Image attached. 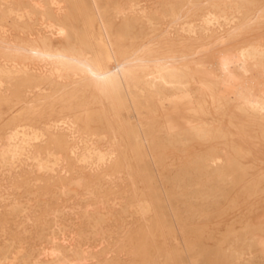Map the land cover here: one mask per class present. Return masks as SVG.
Returning a JSON list of instances; mask_svg holds the SVG:
<instances>
[{
	"label": "bare ground",
	"instance_id": "6f19581e",
	"mask_svg": "<svg viewBox=\"0 0 264 264\" xmlns=\"http://www.w3.org/2000/svg\"><path fill=\"white\" fill-rule=\"evenodd\" d=\"M258 149L264 0H0V264H264Z\"/></svg>",
	"mask_w": 264,
	"mask_h": 264
},
{
	"label": "rangeland",
	"instance_id": "374dc122",
	"mask_svg": "<svg viewBox=\"0 0 264 264\" xmlns=\"http://www.w3.org/2000/svg\"><path fill=\"white\" fill-rule=\"evenodd\" d=\"M144 2H148L149 0H143ZM54 15H56V16H60L61 18H64V17H66V14H65V12L64 11H60V12H57V14H54ZM13 32H12V34H11V37L13 36V35H15V36H13L14 37V40H18L19 39V33L17 32V31H15V30H12ZM16 33H18V34H16ZM12 37V38H13ZM263 150V149H262ZM260 151L259 149H258V152H256V153H258V155L261 153V152H264V150L263 151ZM256 151H257V149H256ZM255 153V154H256ZM264 154V153H263ZM262 153L260 154V155H263ZM264 156V155H263ZM262 157V156H261ZM263 159H264V157H262ZM239 199H241V198H239ZM244 205H246V203H243ZM241 205H242V203H241ZM238 206H240V205H238ZM238 206H234V207H236V208H234L235 210H238L239 209V207ZM243 206V205H242ZM242 206H241V209H242ZM249 206V204H247V207ZM245 206H243V208H244ZM247 207H245V209H243L244 211H242V212H240V211H235V212H232V213H229L226 217H224V219H220V218H218V210H214V211H211L210 212V214H211V216H212V218L209 220V221H206L205 223L211 228V229H213L214 230V233H215V235H216V238L215 239H212V238H205L204 240H203V242H204V245L205 246H211V252H215V249L213 248L214 246H215V244H216V241H219V242H221V241H225V239L223 240V234H222V232L226 229V225H227V222H230L233 218H234V216H237V215H243V216H251V215H255V212H253V214H251L252 212H250V211H248V210H246L247 209ZM250 208V207H249ZM241 209H239V210H241ZM246 210V211H245ZM249 212H250V214H249ZM248 214V215H247ZM77 222V225H76V229H77V232L79 233V229H80V227H81V224H79L81 221H80V219L79 220H77L76 221ZM79 235V234H78ZM75 242H76V240H75ZM74 242V243H75ZM225 243V242H224ZM223 243V244H224ZM96 247V246H95ZM208 256H211L210 254L208 255ZM118 260V259H117ZM118 264H123V260H118Z\"/></svg>",
	"mask_w": 264,
	"mask_h": 264
}]
</instances>
